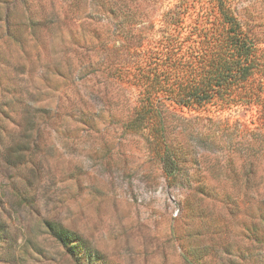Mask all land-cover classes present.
<instances>
[{"label": "rangeland", "instance_id": "1", "mask_svg": "<svg viewBox=\"0 0 264 264\" xmlns=\"http://www.w3.org/2000/svg\"><path fill=\"white\" fill-rule=\"evenodd\" d=\"M229 8L255 42L254 94L163 106L188 159L170 183L129 128L128 58L168 36L195 46ZM22 140L32 155L10 166ZM0 154V264H189L193 247L244 264L245 225L264 210V0H0ZM49 222L80 235L78 262ZM247 249L264 264L263 244Z\"/></svg>", "mask_w": 264, "mask_h": 264}, {"label": "trees", "instance_id": "2", "mask_svg": "<svg viewBox=\"0 0 264 264\" xmlns=\"http://www.w3.org/2000/svg\"><path fill=\"white\" fill-rule=\"evenodd\" d=\"M222 16L220 22L214 21L215 30L207 31L209 35L195 46L185 48L184 40L176 35L168 36L165 40L161 39L153 51L147 48L142 51L135 47L128 58L129 80L139 87V106L135 109L136 115L129 123V128L146 134L150 151L162 163L170 183L178 178L188 159L186 151L168 134L163 106L174 103L189 106L201 104L213 97L223 100L234 93L241 95V90L243 96L253 91L255 80L251 81L249 77L255 66L256 58L252 54L255 42L249 34V28L234 9L225 10ZM246 80H249V86L241 85ZM30 148L29 142L22 140L14 147H9L4 159L10 166L24 164L32 155L27 152ZM196 187L200 191L205 190L201 181ZM257 216L264 222V210L252 212L250 224L245 225L244 239L248 240L249 245L253 242L264 245V224H259ZM48 228L76 261L81 259L78 252L81 239L76 231L52 222L48 223ZM226 233L224 231L222 236L225 237ZM8 237L6 226L0 222V244L7 243ZM211 237H214L213 234ZM225 239L229 242L228 237ZM247 243L244 241L238 251L244 264H248ZM193 248L188 250L192 252L191 257L186 255L189 264H210V256H199L202 252L200 248ZM90 255L89 258L93 260L95 256Z\"/></svg>", "mask_w": 264, "mask_h": 264}]
</instances>
